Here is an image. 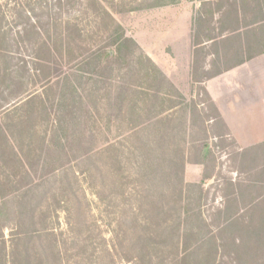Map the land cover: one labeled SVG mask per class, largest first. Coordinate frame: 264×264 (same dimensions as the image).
<instances>
[{
  "label": "rangeland",
  "instance_id": "rangeland-1",
  "mask_svg": "<svg viewBox=\"0 0 264 264\" xmlns=\"http://www.w3.org/2000/svg\"><path fill=\"white\" fill-rule=\"evenodd\" d=\"M197 1L98 0L136 46L99 74L91 71L97 60L59 69L79 77L82 97L68 100L64 131L53 123L52 110L41 113L40 101L13 109L23 86L0 92V224L16 254L7 264H185L189 258L197 264L196 252L190 256L194 237L187 247L182 239L185 228L201 224L194 216L200 191L193 185L208 195L202 193L200 211L212 225L223 183L247 177L234 165L236 151L253 146L252 140L264 142V125L237 134L239 141L204 86L187 85L184 78L176 86L147 60L145 42L155 58L167 51L176 59L169 45L184 15L174 7ZM0 3L6 15L17 3L24 23L28 3L32 21L47 23L50 10L57 23H77L82 40L67 59L104 43L84 0ZM101 25L98 18V30ZM58 90L53 83L43 91L47 105L57 102Z\"/></svg>",
  "mask_w": 264,
  "mask_h": 264
},
{
  "label": "trees",
  "instance_id": "trees-1",
  "mask_svg": "<svg viewBox=\"0 0 264 264\" xmlns=\"http://www.w3.org/2000/svg\"><path fill=\"white\" fill-rule=\"evenodd\" d=\"M61 2L63 0H57L55 4L62 6ZM84 5H88L93 11L96 32L104 33L101 36L106 37L102 45L90 48L88 52L80 53L73 59H67L71 46L82 40V31L77 23H66L65 26L57 23V17L50 10L47 13V23L32 21L30 16L33 7L30 3L28 15H25L28 21L24 23V11L19 10L17 3L9 15L3 13L0 3V92L11 88L14 90L15 85L23 86L18 95L21 98L13 104V109H30L34 102L40 101L41 113L50 116L52 110L55 115L53 123L56 122L61 131L65 129L66 113L70 107L68 100L76 96L81 102L82 97L81 90L78 89L79 77L75 73L68 74L59 69L70 67L73 63L78 64L83 59L87 64H93L97 60L98 65H93L91 71L94 73L98 70L99 74L110 61L127 57V48L136 46L134 40L125 36L123 27L98 0H84ZM222 6L226 16L219 20L220 31H247L256 26L264 32V0H220L215 3L217 8ZM98 18L102 20L99 30ZM51 25L55 27L53 34L50 33ZM262 42L264 50V33ZM113 47L114 50L110 49ZM24 49L28 50L25 52ZM65 49L68 50L66 54ZM147 60L157 73H162L150 58L147 57ZM53 83L59 85L57 102L47 105L49 100H44L43 91ZM139 88L143 94L144 87L140 85ZM2 108H6V105ZM60 137L61 134L56 132V146L62 147ZM232 159L234 165H237V171L246 173L247 177L238 181L230 178L223 183V202L215 210L213 227L206 223V217L200 211V200L203 194L206 198L208 195L201 184L193 185L200 191L199 205L195 208L199 209V213L195 211L194 216H200L195 217L201 224L197 228H185L182 239L187 247V240L194 237L195 249L190 252V256L196 252L197 264H264V142L236 151ZM195 209H187L186 213ZM13 241L6 238L0 224L1 264H7L8 259H13L16 255L15 249L12 251L8 246V242L13 246ZM189 251L190 249H186V252ZM185 264L194 263L189 258V261L185 260Z\"/></svg>",
  "mask_w": 264,
  "mask_h": 264
},
{
  "label": "crops",
  "instance_id": "crops-1",
  "mask_svg": "<svg viewBox=\"0 0 264 264\" xmlns=\"http://www.w3.org/2000/svg\"><path fill=\"white\" fill-rule=\"evenodd\" d=\"M219 1L198 0L194 7H174L178 17L182 13L185 19L177 23L175 42L169 45L176 59L167 51H160L155 58L146 42L144 50L176 86L184 84L183 78L187 85L204 86L230 132L239 140L237 134H253L264 125V32L256 26L247 31H220L219 20L226 15L223 6L215 7ZM162 38L160 31V42ZM174 61L176 64H171ZM257 141L252 140L249 146L263 142Z\"/></svg>",
  "mask_w": 264,
  "mask_h": 264
}]
</instances>
